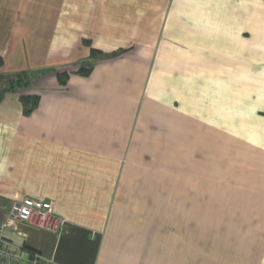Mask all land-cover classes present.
I'll use <instances>...</instances> for the list:
<instances>
[{"label":"crops","instance_id":"crops-1","mask_svg":"<svg viewBox=\"0 0 264 264\" xmlns=\"http://www.w3.org/2000/svg\"><path fill=\"white\" fill-rule=\"evenodd\" d=\"M0 57L32 74L0 101V224L26 196L61 218L10 242L56 264H264L263 0H0Z\"/></svg>","mask_w":264,"mask_h":264},{"label":"built area","instance_id":"built-area-1","mask_svg":"<svg viewBox=\"0 0 264 264\" xmlns=\"http://www.w3.org/2000/svg\"><path fill=\"white\" fill-rule=\"evenodd\" d=\"M60 222L61 218L53 212L50 200L26 196L14 201L6 220L0 224V264H56L39 252L13 244L1 232L8 227L16 228L20 223L54 231Z\"/></svg>","mask_w":264,"mask_h":264},{"label":"trees","instance_id":"trees-1","mask_svg":"<svg viewBox=\"0 0 264 264\" xmlns=\"http://www.w3.org/2000/svg\"><path fill=\"white\" fill-rule=\"evenodd\" d=\"M264 2V0H263ZM103 54L100 51L91 49L90 55L85 60H82L79 64V67L76 69L75 72L83 75H87L91 68L92 63ZM3 60L0 57V66H2ZM67 73L58 74V79L60 83L65 82V78L67 77ZM0 80H5V84L1 87L0 86V101L2 97L7 92H18L22 88L29 87L32 81V74L30 70H20L13 73H0ZM37 95H28V94H20L19 101L22 104V112L27 113L31 109H33L37 104Z\"/></svg>","mask_w":264,"mask_h":264},{"label":"rangeland","instance_id":"rangeland-1","mask_svg":"<svg viewBox=\"0 0 264 264\" xmlns=\"http://www.w3.org/2000/svg\"><path fill=\"white\" fill-rule=\"evenodd\" d=\"M5 80H0V86L2 87L5 84Z\"/></svg>","mask_w":264,"mask_h":264}]
</instances>
